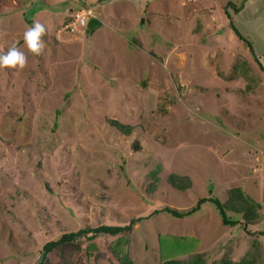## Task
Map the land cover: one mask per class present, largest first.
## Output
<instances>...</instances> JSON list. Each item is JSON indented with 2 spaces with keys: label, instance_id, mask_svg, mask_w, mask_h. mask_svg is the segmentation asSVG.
<instances>
[{
  "label": "rangeland",
  "instance_id": "1",
  "mask_svg": "<svg viewBox=\"0 0 264 264\" xmlns=\"http://www.w3.org/2000/svg\"><path fill=\"white\" fill-rule=\"evenodd\" d=\"M40 1L22 4L25 11L31 6L30 21L41 15L34 17ZM45 1L63 10L62 0ZM88 1L101 18L90 43L86 20L63 28L64 12L57 22L44 16L42 35L19 19H0V264H38L43 246L63 234L137 218L124 236L132 264L196 254L208 264L228 259L233 239L212 203L184 219L152 213L184 212L209 198L224 203L229 188L259 184L249 174L264 162L252 147L264 146V74L254 57L264 65V55L250 54L231 29L241 27L221 18L222 7L239 3ZM10 2L12 15L19 1ZM251 23L262 34L242 36L259 45L264 19ZM114 122L130 126V134ZM170 175L188 178L190 188H172ZM261 228L264 221L255 229ZM248 236L252 247L258 235ZM116 239L54 250L49 264H62L59 256L68 264H119L110 249Z\"/></svg>",
  "mask_w": 264,
  "mask_h": 264
},
{
  "label": "trees",
  "instance_id": "2",
  "mask_svg": "<svg viewBox=\"0 0 264 264\" xmlns=\"http://www.w3.org/2000/svg\"><path fill=\"white\" fill-rule=\"evenodd\" d=\"M83 3V2H82ZM82 3H80L79 7L78 6H73L74 3L68 5V3L64 4L63 10L66 13V23L63 26L65 28L67 23H71L75 19V13L80 12V11H87L89 8H93L97 10L98 6H90L86 5L83 3L84 6H82ZM228 7H231L232 10L237 13V8L234 7L233 5L229 4L227 5ZM82 7V8H81ZM228 18L230 19L229 13H227ZM71 19V20H70ZM96 19V20H95ZM27 19V22L30 24V20ZM98 18L95 17H88L87 23L85 27L82 29L87 30L86 34H88V39L84 38L85 43H90L89 38L90 33H93L96 29L100 28L101 23L99 24ZM78 25V23H77ZM80 28V26L78 25ZM70 28V27H68ZM233 33L237 37L238 40L242 41L243 43L246 44L249 52L253 53L252 45L250 42H248L241 34L240 32L235 29L233 26L231 27ZM69 32L70 29H67ZM72 32V31H71ZM88 32V33H87ZM134 45H136L137 41L133 40ZM57 45V44H56ZM55 45V46H56ZM259 68H261L260 64L257 62ZM58 113V111H56ZM113 125L115 128L120 131L121 133H124L125 135H129L132 128L130 126L123 127L119 123L114 122ZM137 147H140L137 145ZM168 184L171 185L172 188L176 190H186L190 188V181L186 177H178L176 175H170L168 177ZM227 199L224 203H220L217 199L215 198H209L207 200H200L195 208H192L190 210L184 211V212H179L177 210H174L170 207H164L158 210L153 211V215H158L161 213L168 214L174 218L177 219H184L186 217H189L193 213H196L197 211L200 210V206L206 202L212 203L219 214V217L223 223V225L232 228L235 226H242L243 230L247 232V225H257L258 227L261 224V221H263L264 216H262L260 212V205L256 204L251 200L245 192L242 190V188H229L226 192ZM232 215L231 217L228 215ZM236 215H242L243 221H241L239 218L233 217ZM142 218H137L133 219L128 223L127 225L124 226H106L102 225L93 229H81L77 232L74 233H68V234H63L59 239L56 241H51L46 243L43 248L41 249V252L39 253V263L38 264H49L48 261V256L55 250H59L60 254L62 253V249L68 248L71 246L73 250H78V242L80 243L81 240H85V242H91L95 240L96 238L100 236L104 237H117V239L111 243L110 249L112 255L116 258L117 262L119 264H132V260L130 259L129 255L127 254V251H125L124 245L126 244L124 236L129 235L133 227L141 220ZM244 222V224H243ZM262 229V228H261ZM259 237L264 236V229L261 231L256 232ZM248 235L254 234L247 232ZM263 238V237H262ZM258 239H255L254 246L251 247L249 251L252 253L249 255H246L244 258H242L240 261L233 262L230 259H227L224 257L223 259H220L219 261H216L215 263H209V264H257L258 259L257 257L260 256V253H264L263 247L261 245V242H259ZM263 240V239H262ZM261 245V246H260ZM226 256V255H225ZM228 257V256H227ZM59 259L62 264H68L65 263L63 258ZM207 257L203 254H196L192 255L189 261H167V262H161V264H208L207 263ZM264 259V258H262ZM264 264V262H263Z\"/></svg>",
  "mask_w": 264,
  "mask_h": 264
},
{
  "label": "crops",
  "instance_id": "3",
  "mask_svg": "<svg viewBox=\"0 0 264 264\" xmlns=\"http://www.w3.org/2000/svg\"><path fill=\"white\" fill-rule=\"evenodd\" d=\"M16 1L17 2L19 1L18 2L19 6H18L17 9H14L13 14L11 15V13H12L11 11L12 10H11V7H10V5H11L10 0H0V7L2 6V9H0L1 10L0 11V19H2V18L3 19H7L8 18V19H12V20L13 19H19V20H21L20 22H23V25H26V27L31 24V25H33L35 27L34 31H33V29L31 30V32H33L34 34L36 32L37 34L42 35V33L44 32L45 28H48L47 25H48L49 20H48L47 25H46L44 23L45 17L51 18V16H54L56 18V22H57V20H58L57 16H61L62 15L61 13L65 11V10L64 11L61 10V11H58L56 13L55 8H51V9L50 8H46V6H47L45 4L46 1L42 0V1H40L38 3V7L36 6L37 8H39V10H38V12L37 11L35 12V16H34V17H36L37 14L41 12L40 13L41 15L38 16L41 19H39V18L33 19L34 17H32L31 19H33V20L30 21V24H29L27 22L26 14L31 11V6H30V8L27 11H25L24 8H22V4L24 3V5H26L25 4L26 0H16ZM51 1L55 2L56 0H51ZM75 1L76 2H73L74 3L73 4L74 7L75 6L79 7V5H80V3H82V1H83L84 4H86L84 1L89 3L88 0H75ZM77 1H79V2H77ZM188 1L190 3H192V4L195 3V2H192L191 0H188ZM198 1H200V0H197L196 3ZM232 1H234V0H232ZM62 2L64 4L65 3L67 4V2H65V0H62ZM235 2L239 3V5L237 6L238 7L237 8L238 9L237 13H235L232 9H230L229 11H232V13L230 14L228 9H225V7L224 8L222 7L223 11H221V13L224 16H222L221 18H227L229 20L228 15H227V13H229L230 19L233 20L237 25H239L241 27V30H238V31L244 37H246V35H248V34H250V35H253V34L260 35V34H262L260 32L262 28L254 26L251 23V21H254L256 19H259V20H263L264 19V0H235ZM180 3H182V2L180 1ZM12 5H13V3H12ZM89 5H91V4H89ZM147 5H148V3H147ZM52 6L53 5H51V7ZM48 14H50V16ZM64 16L66 17V15H64ZM100 19L101 18H99V20ZM34 20H35V24L33 23ZM53 21L55 22L54 19H53ZM99 22L101 23V20ZM260 22L257 25H259ZM63 24H64V19L62 21L61 27H60V25H56V27H57L56 33L59 34V36L56 37L55 40H52L53 43H55V45L57 44V40H58L57 38H59L61 36V32H64V31L61 30ZM252 30L255 33H251ZM83 31L86 32L87 30L83 29ZM95 32H96V30L93 33H90V37ZM88 34H86V38L87 39H88V36H87ZM54 36H55V34L52 35L51 37H54ZM136 36L138 37V35H136ZM47 40H46L45 43H42V45H44L46 43L49 44L47 42ZM258 41H259V45H255V46L252 45L253 52H255L257 55H264V41L261 40V39H258ZM38 44H39V41H38ZM40 49H42V47H40ZM250 54H252V53L250 52ZM254 57L256 58L255 60H257V62L261 66L263 63H260V59L257 58L255 55H254ZM260 71L264 74V65L261 66ZM230 137L234 138V139H239V138H241V135L234 134L233 136H230ZM244 144L246 145V147L249 146L248 143H244ZM258 144L253 145L252 147L257 148L255 151H257V152L259 151L260 155L262 156L263 153H264V146H262V145L260 146ZM254 168H255L254 170L250 169V173L251 174H249V175L250 176H252V175L255 176V178H256L255 180H258V183H259L258 186L255 185L253 187L251 184H249V181H243L242 184L240 186H237L236 188H238V187L242 188V190L245 192V194L251 200H253L254 202H258V204H260L261 207H262L261 214H262V216H264V213H263L264 212V201H260L261 198H263V194H264V162H262V165L260 166L259 169H257L256 166ZM248 176H246V177H248ZM250 176H249V178H251ZM253 226L255 227V225H248L247 226V232L255 233L257 231L263 230V229H255V228H257V226L255 228H253ZM247 232H245L243 230L242 226H235V227H232V228H228L227 237L233 239V241L229 240L227 242L229 244V246L231 245L230 248L227 249L228 250L227 251V254H228L227 256H228V259H230L231 261L232 260L233 261L234 260H237V261L241 260L242 258L245 257L246 253L250 250L251 241L249 240L250 236H248ZM236 236L239 237V238L236 239ZM233 237H235V239Z\"/></svg>",
  "mask_w": 264,
  "mask_h": 264
},
{
  "label": "built area",
  "instance_id": "4",
  "mask_svg": "<svg viewBox=\"0 0 264 264\" xmlns=\"http://www.w3.org/2000/svg\"><path fill=\"white\" fill-rule=\"evenodd\" d=\"M193 2L195 1V0H192ZM81 12V11H80ZM80 12H77L76 14H75V22L76 23H78V21H84V20H86V18L87 17H89V16H92V12L88 9L87 11H84V13L85 14H87L88 16H82L81 14H78V13H80ZM81 19V20H80Z\"/></svg>",
  "mask_w": 264,
  "mask_h": 264
},
{
  "label": "clouds",
  "instance_id": "5",
  "mask_svg": "<svg viewBox=\"0 0 264 264\" xmlns=\"http://www.w3.org/2000/svg\"><path fill=\"white\" fill-rule=\"evenodd\" d=\"M76 14V13H75ZM90 18H92V17H95V14L94 13H92V16H89ZM98 18V17H97ZM87 19H88V17L86 18V22H87ZM99 19V18H98ZM96 20V19H95ZM64 28V27H63Z\"/></svg>",
  "mask_w": 264,
  "mask_h": 264
}]
</instances>
